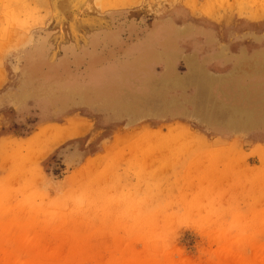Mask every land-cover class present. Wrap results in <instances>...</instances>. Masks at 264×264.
Here are the masks:
<instances>
[{"label": "rangeland", "instance_id": "1", "mask_svg": "<svg viewBox=\"0 0 264 264\" xmlns=\"http://www.w3.org/2000/svg\"><path fill=\"white\" fill-rule=\"evenodd\" d=\"M91 28L121 32L101 52L87 36H77ZM158 34L176 36L177 54L162 51L165 42L153 51L142 45L117 60L127 51L119 49L120 39L131 45ZM258 35H264V0H0V264H264V146L220 132L241 120L223 116L200 126L166 111L158 113L161 120L143 121L158 114L140 110L161 108L149 92L159 85L166 88L165 98L180 101L192 95L187 89H199L200 98L189 103L204 111L210 106L213 113L224 102L223 115L237 107L256 116L264 108L256 99L264 97V77L257 76L264 72V54L251 60L257 65L237 67L219 82L199 74L202 69L189 77L204 78L192 82L183 57L206 58V49L193 45L203 47L207 39ZM104 54L109 56H97ZM170 59L184 78L167 73L161 63L154 66L159 77L147 74L134 81L137 89L130 86L127 97L120 96L126 84L119 72L125 78L144 61L166 65ZM105 67L106 83L95 96L103 99L111 84L112 95L96 106L119 121L96 126L90 137L43 160L32 140L28 146L19 142L89 109L76 100L91 102L89 78ZM248 76L254 81L243 86L239 77ZM234 85L246 87L238 94L250 95L208 102L219 88ZM70 87L88 90L66 96ZM131 107L142 113L137 123L123 116ZM89 113L100 117L93 109ZM255 116L242 122L249 131L264 129L263 117ZM7 137L13 140L1 142Z\"/></svg>", "mask_w": 264, "mask_h": 264}, {"label": "crops", "instance_id": "2", "mask_svg": "<svg viewBox=\"0 0 264 264\" xmlns=\"http://www.w3.org/2000/svg\"><path fill=\"white\" fill-rule=\"evenodd\" d=\"M93 24L94 23L90 24V26ZM76 25H81V23H77ZM90 31H92V32H88L84 35H80V34H78V35L76 34V35L80 36V37L87 36L88 39H84V40L90 42V44L95 43L94 47H91V48L96 50V51H101V52L108 50V48H111L112 46L110 44H108V42L113 41V39L118 37V35L120 36V32H121L120 29H117V30L113 29V30L109 31L106 29H97V28H93V29L91 28ZM83 32H85V31H83ZM162 35L161 34L145 35V36L143 35V38L141 40H139L137 42H133L131 45L125 43L122 39H120L121 46L119 49H121V52L125 49H127V51H125V55H123L121 53L120 59H117V57H116V59L119 62H123L124 60L129 58L128 57V55H130L129 52L136 51V50H138V48L140 49L142 45H144L145 48H150L152 50H156L157 45L164 44L165 42H170V44L172 43L174 45L175 44L179 45L177 42L176 36L174 37V35H170L169 37H167V36H164L165 34H162ZM206 42H207V44L202 45L203 47H198L196 45H193V47H195V48L197 47L198 49H203V50L206 49V52H207L206 56H211V57H210V59L208 57H206V58H203L201 60L205 61L206 70L213 75H224V74L229 73L232 70H235V68H237V67H238V69H244V67H246V66L248 67L252 63L257 65L258 63L253 62L251 60L257 56H262L264 54L260 50V49H262V47H264V37H261V35H258V37L257 36H241L238 38L234 36V37H228L227 39H223V40L207 39ZM186 47L187 48L191 47V45H187ZM97 49H100V50H97ZM169 50H170V48H169ZM222 50H223V52H222ZM243 52H245V53H243ZM83 54H85V53H83ZM191 55L196 57V55H194V54H191ZM97 56H109V55L104 54V55H97ZM214 56H216V57H214ZM91 57H94V55L89 54V58H91ZM213 58H215V59H213ZM207 59H209V60H207ZM117 60H115V61L117 62ZM247 60H250V61L247 62ZM161 63L164 66H166L161 61H149L147 63V65H144V66L140 67L139 69H136L137 70L136 72L131 73V74L125 73V78L123 76L124 72H122V73L119 72V75L121 74L120 78L122 80V84L123 83L126 84V85L121 86L122 88L119 90L120 96L122 98L127 97L126 91H128V88L130 86H132L134 89H137V85H136V87H135V85H133L134 81L136 80L137 83L138 82L141 83V80L147 74H153V75L159 77L161 75V73L160 74L155 73L156 71H154L155 70L154 66L160 65ZM185 63H186V60H185ZM172 67H173L174 72H175V68H174L175 65L173 64ZM209 67H211V69ZM107 68L108 67L103 68L102 71L95 73L96 75H93L89 78L88 84L90 85V89H91V91L93 90V94H94V96H93V94L90 93V97L93 96V98H91V102L89 104H86L85 102L76 100V106H82L85 108H89L90 110L93 109L95 111H98L100 117L96 116L94 118H90L89 116H87L88 114L90 115L89 109L78 110L79 112L81 111L82 113L80 112L81 114L80 113L78 114L76 112V115H74L70 118L64 119L65 122H63V124L62 123H51V124L44 125L38 131H36L34 134H32L30 137H28L24 140H20L19 142L22 144L24 143V145L28 146L31 144V140H32L35 143L34 145H36V147L38 146L37 148L40 150V152L44 153L41 156V158L43 160V159L48 158L52 154L59 152L70 142H73L76 140H82L84 138L90 137L92 135V133L96 130V126H98V125H100V127L106 126V128H107L109 123L107 124L106 122L108 120L110 122L116 121V120L119 121V118L115 119L114 117H112L111 111L110 112L107 111L106 108H105V110L102 111V110L98 109L96 106L98 104V100L99 101H102V100L108 101L111 99L112 91L110 89H111L112 84L108 85V84H110V82H107V85H108L107 87H109V89H107V87H106L104 90V94L105 95L107 94L108 97H106L107 96L106 95V96H104L103 99H97L95 96V91H94L96 88L101 87V85H103V83H106L104 81V78L102 77V75H104V73H106ZM114 69L118 70L117 68H114ZM259 69H261V68H259ZM175 74L178 76H180V75L182 76V74H178L177 72H175ZM257 74H258L257 75L258 81H263L262 77H264V72L260 71ZM117 78H118V76L116 77V75H115V79H117ZM239 78H240V82L243 84V86H247V87L249 84L252 83V81H254L253 80L254 78L252 79L249 76L246 78H241V77H239ZM243 86H241V85L235 86L234 85L232 87V89L230 86L223 87L220 90V93L218 90L216 91L217 97H219V99L221 101H230V99H232L234 97H235V101L237 100V98L242 99L243 97L250 95L248 93H242V94L237 93L236 89H239V90L243 89V88L246 89V87H243ZM80 90H81V88H76V91H77L76 94L78 96H79ZM250 90L255 91V88H250ZM152 91L156 92V89L152 90ZM191 92L194 93L193 89H189L186 92V94L191 93ZM117 93H118V91H117ZM169 93L171 94L172 90ZM176 93L179 94V91L175 90V95H176ZM253 97H256V95H254ZM256 99H261L264 101V97H262V96H259V98H256ZM85 113H87V114H85ZM160 114H163V113H160ZM160 114H158V117L150 116V117H146V118H141V120H143V121L144 120H150V119L161 120L162 116L160 117ZM168 114H171V113L167 112L166 115H168ZM59 119H60V116H59L58 120ZM184 119H187V118H184ZM134 123H137V122H134ZM126 129H128V128H126ZM220 132L223 134L224 137H231L232 136V137H236L238 139H244V141H249V142L253 143V145H258V147H256L258 149H262V146H264V141L260 140L261 137H264V129L255 130V131L245 130V131H240V132L239 131H233V130H230V131L229 130H221ZM39 134L44 135V137L41 139V141L37 140V137L39 136ZM121 136H122V134L119 133L118 136L116 137V139H118ZM11 140H13V138L7 137L1 142H4V144H6L8 141H11ZM93 159H94V157L88 158L86 160V162H90ZM75 174L70 178L71 181H73V177L75 176ZM64 181L67 182L66 180H64ZM67 184H68V182H67Z\"/></svg>", "mask_w": 264, "mask_h": 264}, {"label": "bare ground", "instance_id": "3", "mask_svg": "<svg viewBox=\"0 0 264 264\" xmlns=\"http://www.w3.org/2000/svg\"><path fill=\"white\" fill-rule=\"evenodd\" d=\"M179 46V45H178ZM164 48H162V51H164L165 52V50H167V49H169L170 48V50H175V47H177V45L175 44H172L171 46L170 45H168V42H167V45H165V46H163ZM153 48V47H152ZM159 48V47H158ZM157 48V49H158ZM161 49V48H160ZM147 50H149V51H153L152 49H150V48H147ZM170 50H168L169 52H170ZM176 51H178V50H176ZM263 51H264V49H263ZM155 52V51H154ZM222 52H223V50H222ZM176 53V52H175ZM243 53H245V52H243ZM177 54V53H176ZM224 54V53H223ZM159 55V54H158ZM216 55V54H215ZM218 55V54H217ZM220 55V54H219ZM234 56V55H233ZM246 56V55H245ZM205 57H208L209 59H210V57L211 56H205ZM214 57H216V56H214ZM209 59H207V60H209ZM213 59H215V58H213ZM186 62H187V65L189 66V69H190V71H189V73H190V75L189 76H192L193 75V73H195V75H196V72L198 71V70H200V69H202L203 70V72H202V70L200 71V73L199 74H205L206 76H209V78H212L213 76L206 70V68H205V61H203V62H200V61H198L197 60V58L196 57H194L193 55H190V56H188V57H186ZM197 68H199V69H197ZM194 69H195V71H194ZM192 71H194V72H192ZM202 72V73H201ZM201 75H198L197 74V76H200V80L202 79V78H204L205 77V75H204V77L203 76H201ZM188 76V79H190L192 82H193V79H195L197 76H195V77H192V78H190ZM206 78V77H205ZM208 78V77H207ZM218 78V77H217ZM199 79V78H198ZM213 79V78H212ZM214 79H216V77L214 78ZM206 80V79H205ZM186 81H187V79H186ZM212 81H214V80H212ZM158 82H160V81H158ZM164 83H165V81H163ZM200 82V81H199ZM206 82V81H205ZM208 82H210V81H208ZM172 83L173 82H169L168 84H166V85H168V87H170V85H172ZM174 83H176L175 81H174ZM180 84V82H177V84ZM204 83V82H203ZM211 83V82H210ZM214 83V82H213ZM212 83V84H213ZM195 85L197 84V83H194ZM208 84V83H207ZM211 84V85H212ZM57 85V84H56ZM162 85V84H161ZM188 85V84H187ZM210 85V84H209ZM208 85V87H210ZM214 85V84H213ZM57 87V86H56ZM196 87V86H195ZM212 87V86H211ZM55 89V88H54ZM75 89H76V87H75ZM156 89L158 90H156V92H154V91H151V94H153L154 96H155V98H156V104L159 102V103H163V108H162V106H160L161 108H158V109H156V108H154V110H149V109H147V110H145V109H140L141 110V112L142 113H144V112H146V111H148L149 113H150V115L151 114H154V113H162V112H166V111H168L169 113H172L173 111V109H178L182 114H185L186 113V109H184V103H181L180 102V99H177V101L179 100V102H177L176 100L175 101H170V102H166V101H164V102H161V101H159L160 100V98L161 97H165V89L166 88H164L163 86H159L158 85V87H156ZM168 89H170V88H168ZM208 89V88H207ZM262 89V88H261ZM153 90V89H152ZM155 90V89H154ZM211 90H213V87L211 88ZM210 90V91H211ZM195 91V93L193 94V103H194V101L195 100H197V99H199L200 98V93H199V89H196V90H194ZM205 91V90H204ZM260 93V92H262L261 90L260 91H256V93ZM204 93V92H203ZM213 93V92H212ZM135 94H137V93H135ZM212 95V94H211ZM211 95H210V98L211 99H208V102L209 103H213V102H215L216 101V98H215V96L213 97V95H212V97H211ZM131 97V96H130ZM179 97H181V96H179ZM158 101V102H157ZM219 101V100H218ZM130 102V101H129ZM148 102V101H147ZM175 102V103H174ZM158 103V104H159ZM179 103V104H178ZM215 103H217V102H215ZM214 103V104H215ZM181 104V105H180ZM228 104H230V103H228ZM196 105V104H195ZM195 105H193L194 106V113L193 114H195V116H197V117H199V118H202V119H210V121H212V119L213 118H215V119H218L217 117H230V118H233V120L235 119V120H237V121H239V120H241L242 122H245V119L247 120V119H250L252 116H255L254 114H253V112H245V113H240L239 111H238V108L237 107H233V108H231V109H228L229 110V113H227L226 115H223L221 112H220V110H221V108H225V106H224V104L223 103H217V105H215L216 107L215 108H213L211 111L213 112V113H211L209 110L211 109V107L210 106H208L209 108V110L208 109H206V111H204V108H201L202 106H195ZM205 105V104H204ZM264 105V104H263ZM114 106V105H113ZM148 106V105H147ZM158 106V105H157ZM189 106H191L192 107V103L191 104H189ZM115 107V106H114ZM263 107V106H262ZM144 108H146V107H144ZM207 108V107H206ZM115 109V108H114ZM156 109V110H155ZM192 110H193V107L191 108ZM224 110V109H223ZM223 110H221V111H223ZM263 110H264V108H263ZM263 110H261V111H257L256 112V116H259V117H263V120H264V111ZM123 111H125V112H128V113H123L124 115L123 116H125L127 119H134V117H138V116H140V115H142V113L140 112L139 114H136L137 112H135L133 109H132V107L131 108H125ZM104 113V112H103ZM109 113V112H108ZM216 113V114H215ZM248 113H250V115H247ZM222 114V115H221ZM171 115V114H170ZM263 115V116H262ZM255 116V117H256ZM105 117V116H104ZM221 119V118H220ZM260 119V118H259ZM236 121V122H237ZM261 121V120H260ZM242 122H240L241 124L239 125V123L238 124H233L232 126L233 127H235V128H238V127H246L245 126V124L244 123H242ZM256 122V121H255ZM126 123H128V121L126 122ZM68 135V134H67ZM44 137V135H42V134H39V136L37 137V140H39V141H41V139ZM41 144V143H40ZM119 144V143H118ZM44 153H42L41 154V156L43 155ZM36 155H37V153H36ZM76 175V174H75ZM74 178V182H76V176H74L73 177Z\"/></svg>", "mask_w": 264, "mask_h": 264}, {"label": "trees", "instance_id": "4", "mask_svg": "<svg viewBox=\"0 0 264 264\" xmlns=\"http://www.w3.org/2000/svg\"><path fill=\"white\" fill-rule=\"evenodd\" d=\"M177 47H180V45L178 46L177 45ZM177 47H175V52H176V50H178V48ZM173 53H171V55H172ZM168 55H170V54H168ZM170 55V56H171ZM170 56H169V58H170ZM188 56H190V55H188ZM187 55L185 56V57H183V58H185V60H186V57H188ZM164 58H165V56H164ZM171 60L172 59H170L169 61H166V70H167V73L168 72H171V73H173L174 72V69H173V67H172V63H171ZM197 60L198 61H200V62H203V60H200V59H198L197 58ZM149 61H151V60H147V61H144L143 63L145 64V65H147V63L149 62ZM153 61V60H152ZM186 64H187V62H186ZM205 65V64H204ZM188 66V65H187ZM205 68H206V65H205ZM188 69H189V66H188ZM189 71H190V69L188 70V76L190 75V73H189ZM230 72H232V71H230ZM229 72V73H230ZM210 73V72H209ZM229 73H227V74H224V75H213V74H211L213 77V79L216 77V79H214V80H217V82H219L218 81V78H222V77H224V76H228V74ZM186 74V75H187ZM185 75V76H186ZM187 76V77H188ZM178 78H184V77H182V76H177ZM186 77V78H187ZM218 77V78H217ZM163 80H166V79H163ZM227 79L225 78V79H223L222 81H226ZM171 82H173V81H171ZM89 87H90V85H89ZM189 89H191V88H189ZM189 89H187L186 91H185V93L189 90ZM197 89V88H196ZM87 90H88V88H86V87H81V90L79 91L80 92V94H86L87 93ZM220 88L218 89V91H219V93H220ZM151 91L152 90H150L149 92L151 93ZM194 91V90H193ZM65 92H68V94L66 95V96H70L71 94H73V93H77V91H76V89L75 88H72V87H70V88H68V89H66L65 90ZM168 92H169V90H168ZM194 93H195V91H194ZM194 93H192V95H190V96H187V97H185L184 98V101H180L181 103H184L185 105H184V109H186V114H189L190 116H188L187 117V119H192L193 121H195L196 123H202V122H205V121H208V122H206V123H208L209 125H211V124H214L215 122L217 123V119H215V118H213L212 119V121H210V119H202V118H199V117H197V116H195V114H193L194 113V106H193V110L190 108V106H189V104H191V103H189L190 101H192L193 100V94ZM185 95V94H184ZM22 98H24V97H22ZM215 98L217 99L218 98V100L221 102V100L219 99V97H217V94H216V96H215ZM20 100H22V99H20ZM177 101V99L176 98H174V97H169V99H167V98H165V97H161L160 98V100L159 101H166V102H170V101ZM45 101H46V99L45 98H43V102L42 103H44V105L46 104L45 103ZM47 102V101H46ZM175 103V102H174ZM222 103H224V102H222ZM63 106H65L64 104H63ZM64 108V107H63ZM62 108V109H63ZM125 109V108H124ZM172 111H178V109H173ZM123 113H128V112H125V111H123ZM158 113H156L155 115H157ZM162 115V114H161ZM161 115H160V117H161ZM158 117V116H157ZM190 117V118H189ZM135 119H136V117H134V119H130V120H128L129 122H132V123H134L133 121H135ZM128 122V123H129ZM132 123H130V124H132ZM127 125H129V124H127ZM200 126H202L201 124H199ZM225 126H228V125H225ZM224 128H226V127H224ZM229 131L230 130H233V131H245V130H247L246 129V127H238V128H227ZM88 158H86V160H87ZM86 160H84V161H86Z\"/></svg>", "mask_w": 264, "mask_h": 264}, {"label": "flooded vegetation", "instance_id": "5", "mask_svg": "<svg viewBox=\"0 0 264 264\" xmlns=\"http://www.w3.org/2000/svg\"><path fill=\"white\" fill-rule=\"evenodd\" d=\"M258 37V36H257ZM261 37H264V35H261ZM188 56V55H187ZM188 73V72H187ZM186 73V74H187ZM190 108H192L191 106H190ZM187 114L185 113V115H179V116H177V113H171V117L172 118H175V117H183V118H187L188 116H186Z\"/></svg>", "mask_w": 264, "mask_h": 264}]
</instances>
